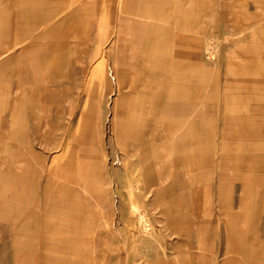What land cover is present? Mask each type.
Here are the masks:
<instances>
[{
  "label": "rangeland",
  "instance_id": "obj_1",
  "mask_svg": "<svg viewBox=\"0 0 264 264\" xmlns=\"http://www.w3.org/2000/svg\"><path fill=\"white\" fill-rule=\"evenodd\" d=\"M12 2L17 4L16 0H0L7 7L0 16V264H204L209 259L208 256L203 261L206 253L212 264H255L248 261L251 257L264 264V139H260L263 143L259 144L257 163L258 217H228L226 232L218 243L220 250L202 249V227L174 225L180 213L139 211L135 206L145 209L141 202L134 204L132 213H113L120 200L117 191L115 201L112 197V170L123 176L132 157L138 160L140 154H146L147 164L154 165L157 154L165 152L168 134L157 119V110L151 114H129L123 102L129 92L124 87L128 85L134 87L139 82L145 90L152 88L146 84L145 74H132L134 68L135 72L140 68L144 72V67L157 70L163 60L171 59L160 56L171 52L167 48L161 52L159 42L155 43L157 57L155 51L135 53L138 46L134 39L138 35L144 39L156 33H171L172 26L160 19L165 17L160 10L145 9L140 15L145 24L116 26L114 38L105 40L103 33L96 41L85 9L81 25L73 24L75 15L70 11L68 24L60 26L57 2L48 5L41 0H18L21 9L31 6L32 18L43 24L15 26L11 24ZM141 2L149 7L153 0ZM27 17L31 18L27 14L20 21L25 22ZM212 20L207 34H202L208 44L199 55L212 68H219L222 61L224 71V60L234 54L227 45L234 48V42L224 32L219 39H213L219 28L215 27L218 18ZM248 41H244V55L262 51L258 43ZM186 58L191 64L192 59ZM101 64L107 65L112 74L99 75L95 82L91 71ZM108 82L113 84L111 89L103 88ZM94 86H99L98 91L96 87L91 89ZM152 106L157 108L150 103L149 108ZM17 117L16 130L11 119ZM149 120L150 129L138 136L139 124ZM128 125L135 130L136 137H122ZM261 125L264 123L260 122ZM168 136L172 139V135ZM169 154L164 155L167 163L174 159L172 152ZM27 158L30 164L24 163ZM245 172L250 177V170L244 171V176ZM106 179L111 180L109 185ZM60 181L70 183L73 192L79 191L81 197L76 201L73 194L68 200L60 191L65 189L60 187ZM143 189L145 196L154 193V187L149 193ZM92 193L98 197L104 213H90ZM239 195L237 185L233 194L236 201ZM248 198L244 192V206ZM212 201H216L215 196ZM41 205L44 213L39 214ZM211 215L215 218L217 213ZM254 225L258 226L256 242L247 233L243 235L245 248L236 241L225 243L227 236L239 237L234 228L251 231ZM193 233H197L196 237Z\"/></svg>",
  "mask_w": 264,
  "mask_h": 264
},
{
  "label": "crops",
  "instance_id": "obj_2",
  "mask_svg": "<svg viewBox=\"0 0 264 264\" xmlns=\"http://www.w3.org/2000/svg\"><path fill=\"white\" fill-rule=\"evenodd\" d=\"M29 1L31 0H27ZM52 1L58 3L60 26L68 24V17L72 13L70 11H74L75 15L73 24L81 25L85 9L89 14L90 24L94 27L92 35L96 41L101 39L103 33L106 35L105 40L112 39L116 26L145 24L140 19L141 12L145 9L153 11L157 8L166 17L160 19L168 21L172 26L171 33H156L144 39L138 35L134 39L138 46L136 54H141L143 50L149 53L155 51L157 57L158 49L163 52L167 48L171 53H162L160 56L171 59L163 60L157 70L144 67V72L140 71L141 68L135 72L134 68L132 74H145L146 84H151L152 88L145 90L136 82L134 87H124H128L129 92L123 98L129 114H151L157 110V119L162 121L164 132L172 135V139L166 135L165 152L157 154L154 165L147 164L146 154H140L138 160L132 157L128 167H124L123 176L112 170V197L115 201L114 192L117 191V198L120 200L113 213H132L136 202L144 205L143 210L142 206H135L139 211L180 213L179 219H189H178L174 225L202 227V249L218 250L221 235L223 231L226 232L228 217L257 218L259 213L257 163L259 144L263 143L260 139H264V126H260V122L264 123V109H261L264 107V0H259L262 3L258 0H153L149 7L142 0H41L48 5ZM16 3L12 2L10 5L13 19L11 24H43L32 18L31 6L21 9L18 0ZM6 8L4 4H0V16ZM168 10L169 17L166 15ZM122 12L123 16L120 15ZM27 14L31 18L27 17L25 22H21L20 19L23 20V16ZM215 18H218L215 27L218 26L219 33L211 34L215 35L213 39H219L221 32H224L230 42H234V48L229 46L230 43L227 45V49H232L234 54L228 61L224 60V71L222 61L218 63L219 68H212L199 55L201 49L208 44L202 34H207L211 25L209 22ZM234 36L237 38L232 39ZM141 41L145 44L142 45ZM244 41L258 43L257 47L262 51L244 55ZM156 42L162 44L158 49ZM152 46L155 50L146 49ZM181 56L183 58L179 60ZM186 57L192 59L191 64L185 61ZM91 72V78L95 82L99 75L108 77L112 74V70L104 64L93 67ZM110 84L108 82L103 88L111 89L113 84ZM95 87L98 91L99 86L91 89ZM150 103L157 108H149ZM11 120L15 122L13 129L16 127L17 130L19 118ZM150 121L139 124L138 136L150 129ZM128 127L122 137H136L132 126ZM22 136L27 137V134ZM169 152H172L174 159L167 163L164 158L166 154L170 155ZM247 170H250V177L246 176V172L244 176V171ZM109 181L111 182L106 179L107 185ZM59 184L60 187H65L60 191L64 192L68 200H71L73 194L76 201L81 197L79 191L73 192L70 183L60 181ZM237 185L240 195L236 201L233 194ZM144 187L148 193L154 187V193L145 196ZM244 192L249 196L245 206ZM128 196L130 201L127 202ZM212 196L216 197L215 202L212 201ZM107 197V204L110 205L111 196L108 194ZM90 204V213H104L100 209L98 197L93 193ZM211 213H217V216L214 218ZM257 227L252 226L251 231H244L242 227L234 228L239 237L227 236L225 243L236 241L235 243H241L245 248L247 245L244 246L243 235L250 233L251 241L256 242ZM234 229H231L232 233ZM193 234L196 237L197 233ZM208 256L209 259L204 264L213 263L207 253L204 254L203 261ZM248 261L259 264L256 257H251Z\"/></svg>",
  "mask_w": 264,
  "mask_h": 264
},
{
  "label": "bare ground",
  "instance_id": "obj_3",
  "mask_svg": "<svg viewBox=\"0 0 264 264\" xmlns=\"http://www.w3.org/2000/svg\"><path fill=\"white\" fill-rule=\"evenodd\" d=\"M132 82V81H131ZM134 83V82H133ZM132 85V84H131ZM22 131V130H21ZM23 134H25V133H23ZM22 134V135H23ZM30 144V143H29ZM30 147V146H29ZM31 151V150H30ZM27 162L30 164L31 162H30V159L29 158H27L25 161H24V163H26L27 164ZM39 167L41 168V165H39ZM39 168V169H40ZM41 177V179H42V174H39V178ZM3 202H4V200H3ZM5 204V203H4ZM20 210V209H19ZM18 210V211H19ZM25 210V209H24ZM37 213H39V214H41V213H44V209H43V206L41 205V209H39V212H37ZM20 214V213H19ZM11 216V215H10ZM21 216V215H20ZM44 216V215H43ZM13 218H14V216H13ZM18 218V217H17ZM15 219H16V217H15ZM12 220V219H11ZM14 220V219H13ZM12 220V221H13ZM14 221H16V220H14ZM41 222V221H40ZM23 224H25V223H23ZM34 225V224H33ZM22 226V225H21ZM16 230H18V229H16ZM17 232V231H16ZM22 232V231H21ZM40 232H41V230H40ZM21 234V233H20ZM29 235V234H28ZM22 236V235H21ZM22 239V238H21ZM16 242V241H15ZM19 242V241H18ZM22 243V242H21ZM14 244V243H13ZM20 244V243H19ZM24 244V243H23ZM21 245V244H20ZM14 246H15V244H14ZM22 246H24V245H22ZM21 246V247H22ZM20 247V246H19ZM20 249V248H19ZM44 253H45V251H43ZM39 254H41V253H39ZM47 254V253H46Z\"/></svg>",
  "mask_w": 264,
  "mask_h": 264
}]
</instances>
